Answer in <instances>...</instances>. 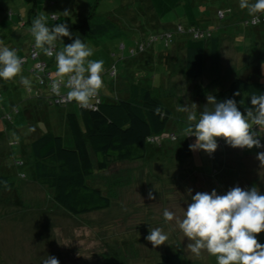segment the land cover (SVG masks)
I'll return each mask as SVG.
<instances>
[{"label":"rangeland","instance_id":"374dc122","mask_svg":"<svg viewBox=\"0 0 264 264\" xmlns=\"http://www.w3.org/2000/svg\"><path fill=\"white\" fill-rule=\"evenodd\" d=\"M188 1L194 14H208L211 26L219 24V32H227L226 38L232 41L224 40L220 49L221 65L219 72L211 75L213 79L210 80L207 72L201 77L202 88L207 91L202 96H193L189 92L181 49L170 51L169 55L162 52L153 64L147 56L150 50L137 57V54L130 55L134 41L150 33L161 35L167 30L173 31V42L169 46L163 39L152 44L156 52L180 46L176 42H184L186 37L178 35L175 26L179 22L187 23L183 3L160 13L154 9L151 0H0V28L4 29L7 40L34 44L30 31L16 22L29 17L31 22L43 17L49 27L65 23L70 31L78 34L82 42L93 49L90 59L104 61V86L100 90L104 98L120 95V84L124 86L125 82L137 81L155 86L158 94L174 95L169 98L180 106V113H172L165 129L167 133H175L177 138L157 139L142 160L112 161L103 171L95 169L89 183L109 198V206L72 215L54 202L50 187L31 177L28 143L47 131L67 137L65 114L74 108V104L51 103L45 88L37 90L38 78L34 74L28 75L32 82L30 91L23 85L0 81V174L12 173L15 180L13 188L0 190V264H43L48 256H55L60 264L104 261L157 264L162 254L174 251L182 253L187 264H216L215 257L206 253L199 257L192 254L177 221H166L163 212L169 209L177 219H182L183 208L191 202L189 189L191 195L212 189L224 193L238 185L241 188L256 186L264 193V159L257 158V153L264 150L256 153L254 147L244 149L243 153L242 149L231 148L222 138H217V150L208 154L190 150L189 145L195 138L186 136L188 113L195 111L199 115L205 107L212 109V103L207 101L209 92L225 88L235 77L264 81V59H260L264 58V38L251 35L249 27L247 32L243 31L242 18L250 16L248 11L239 9V0H186L185 3ZM219 6L223 10L230 6L232 10H225L224 17L219 18L215 12ZM33 8L35 11L31 10ZM91 9L92 13L104 16L100 19L115 23L116 28L95 36L83 34L80 26L86 23ZM242 12L246 15L242 16ZM91 19L94 21L93 17ZM62 41L56 42L57 52L63 50V44L71 43L67 37ZM39 51L40 57L46 59L43 51ZM253 52L254 56L239 59L241 54ZM27 53L26 49L23 54ZM245 59L250 61L243 63ZM137 60L148 61L151 68L139 66ZM257 61H262V66L257 67ZM111 65L114 75L108 73ZM52 68L56 70L55 56ZM148 74L149 79L146 78ZM182 107L186 111H181ZM2 112L11 114L12 126L9 128L3 122ZM17 158L24 161L22 166L14 165ZM91 159L95 167L93 155ZM149 191L155 197L152 200L147 198ZM157 227L166 232L169 239L166 244L153 248L145 237Z\"/></svg>","mask_w":264,"mask_h":264},{"label":"trees","instance_id":"16d2710c","mask_svg":"<svg viewBox=\"0 0 264 264\" xmlns=\"http://www.w3.org/2000/svg\"><path fill=\"white\" fill-rule=\"evenodd\" d=\"M185 1L151 0V3L154 9L157 12L160 11V13L180 3H183L184 6L186 5L187 23L182 24L179 22L175 26V32L186 38L184 42L180 41L176 42V44L182 46L181 48L177 47L182 49L184 53L183 73L187 79L189 92L193 96H202L207 93L201 84L203 74L207 72L208 75H214L219 72V45L221 33L223 32H219V29L221 30L219 24L215 27L211 26L210 20L205 25L201 24L196 14L190 10L189 1L187 3ZM229 9L232 10L230 6H227L224 10L218 8L215 12L219 18H223L225 10L227 12ZM31 10L35 11L34 8ZM242 11L247 10L242 9ZM95 13L94 11L92 13L91 9L87 20L93 17L94 21L92 19L86 20V23L80 26L83 34L95 36L107 33L109 28H116L115 23L108 19L102 20L100 18H104V16ZM242 14V16L246 15L243 12ZM242 20L245 27L259 28L264 25V16L261 17L262 22L260 24H253L251 16L242 18ZM25 23L28 24L26 26L23 24L22 26L26 27V31H28L29 24L31 25L32 22L31 20H26ZM178 26H181L183 31H179ZM166 33L170 34L168 42L164 40V34L150 33L140 36L134 41L130 55L135 56L137 54V57L139 54L150 50L147 53L150 59L149 62L151 64L157 63L155 57H161L162 52H166L169 55L170 51L176 48L175 46V48L161 52H156L154 48L152 49V44L159 39H163L166 46L173 42V31L167 30ZM195 34H198V36H195ZM152 37H157V39L154 40ZM28 46L27 55L20 56L21 59H24L22 68L29 74L37 76L39 84L36 86L37 90L45 88L46 93H48L44 77L36 71H31V69L34 62L37 61L36 59H39L45 61L52 73H56V70L52 68L54 55L47 56L44 54L46 59H41V53L38 49H35L34 44L31 43ZM33 49L37 53L36 59L31 58V50ZM56 49L57 45L55 51ZM260 59H263V57ZM137 61L139 66L144 65L147 68L149 67L148 69L151 68L147 64L148 61ZM112 65L108 73L113 70ZM146 78L149 79V74ZM41 79L43 80L40 81ZM136 82H125L128 85L127 90H120V95L118 94L111 98H104L99 91V101L94 102V106L88 109L80 108L74 101L65 104L53 103L62 106L74 104V108L65 114L67 137L47 131L28 143L30 158L32 159L31 177L50 187L53 190L54 202L67 213L80 215L105 209L109 206V198L98 187H94L89 183V178L93 175L95 169L103 171L107 169L112 161L132 162L142 160L149 154V150L152 149L150 145L157 139L169 138L170 140H175L177 138L175 133L165 132L168 118L172 116L173 112L180 113V106L177 107L173 99L169 98V96L174 95L164 96L158 94L155 92V86L142 85V83ZM237 91H239L240 95L233 97V93ZM261 93H264V81L257 79L248 80L241 76L232 79L225 88L209 92L208 94L215 97L218 102L228 98L236 99L238 107L243 113L247 107H251L250 96ZM48 98L50 99L49 96ZM1 117L6 128L12 126L10 113L5 115L2 112ZM189 123L194 122H186V128ZM187 137L195 138L193 136ZM14 141L15 138L12 139L11 143ZM262 143H264V140H262ZM263 148L255 149L254 152L257 153ZM242 150L244 153V149ZM91 155L95 158V167ZM19 159L21 158H17L14 161L15 166L24 164V161ZM14 181L12 173H1L0 190L13 188ZM256 236L258 241L264 244V232L256 234ZM98 264L125 263L123 261H104ZM157 264H187V261L182 253L174 251L162 254Z\"/></svg>","mask_w":264,"mask_h":264},{"label":"clouds","instance_id":"9594fccd","mask_svg":"<svg viewBox=\"0 0 264 264\" xmlns=\"http://www.w3.org/2000/svg\"><path fill=\"white\" fill-rule=\"evenodd\" d=\"M238 6L248 11L253 24L262 22L264 0H239ZM29 31L34 38L35 49L47 56H55L58 79L53 81L52 91L59 93L63 84L69 89L66 93L68 101L76 102L82 109L93 107V101L104 86V61L90 59L93 49L85 41L82 42L78 34L70 31L65 23L49 27L43 17L35 18ZM64 37L71 43L63 44L62 51H55L56 42L63 43ZM21 73L22 59L17 51L0 42V81L19 76L20 83L30 91L32 82ZM238 95L239 91L233 93V97ZM207 101L213 104L211 110L205 107L199 118L195 111L187 115V121L194 122L189 123L186 129V136L195 137L194 143L189 145L190 150L214 153L218 148L217 138H222L231 148L250 150L264 147V93L252 94L251 107L243 113L234 98L218 102L210 95ZM180 110L186 111L183 107ZM257 158L264 159V152H258ZM189 195L191 202L183 208L182 219H177L169 209L164 210L163 217L169 222L177 221L188 240L186 247L192 254L199 257L206 253L215 257L216 264H264V244L255 235L264 232V193L256 186L241 188L237 185L224 193L212 189L191 195L189 189ZM147 198H155L152 191L147 193ZM145 239L155 248L166 244L169 236L157 227L149 231ZM43 264L60 262L55 256H48Z\"/></svg>","mask_w":264,"mask_h":264},{"label":"crops","instance_id":"0c3cea01","mask_svg":"<svg viewBox=\"0 0 264 264\" xmlns=\"http://www.w3.org/2000/svg\"><path fill=\"white\" fill-rule=\"evenodd\" d=\"M234 1V0H233ZM250 2H254V0H250ZM218 8H220V6L219 7H217L216 9H218ZM238 9V8H237ZM10 11V10H9ZM12 12V11H11ZM17 15V14H16ZM196 17H197V19L198 20H200V22H208L211 18H210V16L208 17V14H204V13H200V14H198V15H196ZM33 18H35L34 16H33ZM201 18V19H200ZM27 20H31V18L29 17ZM25 21L26 20H21L20 22L19 21H16V22H18L19 23V25H21L20 27H23L24 28V26H26L28 23H25ZM23 24H25L24 26H22ZM250 28V34L252 35H254L255 37H257V38H259V37H261V38H264V25H262V26H260L259 28H257V27H249ZM224 29H226V27H224ZM247 30H248V27H245V26H243V31H245V32H247ZM224 31H226V30H224ZM5 31H4V29H1L0 28V39H2V43H3V45H5V46H8L9 48H11V49H15L16 51H17V55L20 57V56H22V55H25V54H23L24 52H25V50L27 49L28 50V44L27 45H25V44H20L19 42H14L13 40H10V39H6V35H5V33H4ZM227 32H223L222 33V35H221V37H220V45H219V66L221 65V62H220V59L222 58V55H221V51H220V49H221V46H222V44H223V42H224V40H226L227 38H226V34ZM226 34V35H225ZM227 40H229V41H231V39H227ZM260 42H261V40H259ZM264 41V40H263ZM232 42V41H231ZM263 43V46H264V42H262ZM180 48L182 47V46H179ZM175 49H179L178 47H176ZM262 49H264V47H262ZM182 50V49H181ZM183 51V50H182ZM240 54V53H239ZM254 56V52L252 53V54H246V55H240V57H239V59L241 58V56H242V58L243 57H247V56ZM253 58H255V57H253ZM42 59V58H41ZM264 59V58H263ZM250 60H246L245 59V61L243 62V63H248ZM249 65V64H248ZM262 65V61L261 62H258L257 61V63H256V66L258 67V66H261ZM253 66V65H252ZM255 66V67H256ZM255 67H252V68H255ZM220 68V67H219ZM219 68H218V71H219ZM21 75H23L24 77H28V75H29V73L28 72H26L25 71V69H23L22 68V73H21ZM213 75V74H212ZM213 79V77L210 75V80H212ZM9 81H11L12 82V85L13 84H17V85H22L21 83H20V77L19 76H17L16 78H14L13 80H9ZM9 81H5L6 83H8ZM3 81H1V83H2ZM122 84H120V89L121 90H124V91H126L127 90V86H125L126 84H123L124 86H121ZM262 150H264V148L262 149Z\"/></svg>","mask_w":264,"mask_h":264},{"label":"built area","instance_id":"2783aa9c","mask_svg":"<svg viewBox=\"0 0 264 264\" xmlns=\"http://www.w3.org/2000/svg\"><path fill=\"white\" fill-rule=\"evenodd\" d=\"M179 31H183V29L181 28V26L177 27ZM165 38L164 40L166 42H168L170 40V34L166 33L164 34ZM195 36H198V34H195ZM152 39L156 40L157 37H152ZM37 57V53L33 50H31V58L32 59H36ZM37 61L34 62V64L32 65V69L31 71H36L39 74L42 75V77H44V81H45V85H46V89L48 90L49 93V97H50V101L51 103H59V104H65V103H69L70 101L67 100L66 98V93L67 91H69L68 88L64 87L63 84L60 85V91L59 93H54L52 91V83L54 80L58 79L56 76V73H52L44 60H39L36 59ZM24 62V59H22V63ZM111 74H115V70H111ZM43 79H41L40 81H42ZM63 88H65V90H63ZM99 96H97V98L93 101V106H94V102H98L99 101Z\"/></svg>","mask_w":264,"mask_h":264}]
</instances>
